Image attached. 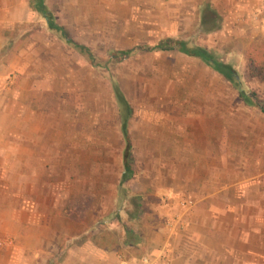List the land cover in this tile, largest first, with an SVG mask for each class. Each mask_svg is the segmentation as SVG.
I'll use <instances>...</instances> for the list:
<instances>
[{
	"label": "rangeland",
	"instance_id": "rangeland-1",
	"mask_svg": "<svg viewBox=\"0 0 264 264\" xmlns=\"http://www.w3.org/2000/svg\"><path fill=\"white\" fill-rule=\"evenodd\" d=\"M102 2L81 0L76 16L52 6L73 42L91 50L94 65L48 29V35L40 37L46 47L38 56L33 54L40 61L38 77L22 92L26 104L17 101L21 87L18 81L11 84L12 75L0 85V208L15 204L17 222L23 226L28 207L46 209L50 253L43 264H58L62 245L73 238L112 248L125 242L128 229L147 236L163 227L168 215L161 210L170 204L179 208L186 198L197 207L220 204L219 199L203 201L212 189L209 178L218 176L226 187L246 182L245 202L257 206L252 215L261 243L264 81L251 76L248 52L264 41L238 43L223 30L204 34L209 29L201 18L192 24L185 18L171 22L173 18L144 16V10L138 15L142 9L138 7L122 14L119 2L111 9ZM34 18L35 35L43 21L38 15ZM167 39L205 47L234 66L252 105L199 59L174 49L150 51ZM112 80L121 85L134 111L130 123L134 175L123 184L124 201L119 187L125 142ZM208 138L216 151L193 148L206 147ZM207 158H218L219 165H200ZM228 190L234 193L236 188ZM139 205L140 217L132 218ZM9 217L0 214V229L12 227ZM25 234L18 228L19 236ZM130 250L141 254L134 247Z\"/></svg>",
	"mask_w": 264,
	"mask_h": 264
},
{
	"label": "crops",
	"instance_id": "crops-1",
	"mask_svg": "<svg viewBox=\"0 0 264 264\" xmlns=\"http://www.w3.org/2000/svg\"><path fill=\"white\" fill-rule=\"evenodd\" d=\"M103 1L101 4L110 9L119 2L122 14L127 13L126 9L138 7L142 8L138 15L144 10V16L152 14V18H173L171 22H175L174 18H185L192 24L194 18H201L203 27L209 29L204 34L223 30L229 40L238 43L244 39H249L250 44L257 39L264 41V0ZM32 2L0 0V85L11 78V84L18 81L21 93L15 97L21 99L17 100L19 104H26L22 92L37 80L40 61L35 60L33 54L38 56L46 47L40 42V37L48 35L49 29L47 21L33 10ZM46 5L57 19L60 18L59 13L52 6L58 5L67 9L66 13L76 16L81 0H56L53 5L46 0ZM34 15L43 21L42 30L35 35ZM203 18L211 19L204 23ZM1 102L3 104L5 100ZM206 143V147L193 148L210 152L217 150L209 138ZM204 161L200 165L210 167L213 162L219 165L218 158ZM221 181L218 176L209 178L207 185L212 189L203 196V201L219 199L222 200L220 204L204 208L197 207L196 203L189 209L170 204L161 210H166L168 215L163 227L147 236L133 230L140 239L133 246L124 242L116 248H109L92 239L73 238L62 245L63 258L58 264H146L145 259H149L150 264H261V260L264 264V240L260 243L256 239V217L252 215L257 212V206L254 202H245L246 198L249 199L246 182L239 180L226 187ZM229 188L236 190L230 193ZM230 197L232 199H228ZM32 207L25 210L29 217L25 219L24 229L22 223L17 222L19 211L15 204L0 208L7 209L0 214L12 216L9 217L12 227L0 229V264H43L49 255L47 211L40 206ZM18 228L26 234L19 236ZM132 247L141 254L130 252Z\"/></svg>",
	"mask_w": 264,
	"mask_h": 264
},
{
	"label": "trees",
	"instance_id": "trees-1",
	"mask_svg": "<svg viewBox=\"0 0 264 264\" xmlns=\"http://www.w3.org/2000/svg\"><path fill=\"white\" fill-rule=\"evenodd\" d=\"M32 8L35 12L39 13L48 23V27L50 32L55 35L60 36L65 42L69 45L80 51L81 53L87 55L93 65L95 64V56L92 54L91 50L85 46L76 44L69 37L67 31L57 23V19L52 14V12L48 9L46 5V0H33ZM207 19L203 18L204 23H207ZM264 44L254 45L250 48L248 52V59L250 63V74L254 78H258L264 81ZM174 49L178 52L184 54L189 58H195L202 61L207 67L211 68L215 73L223 76L226 80H228L240 93L242 100L246 104H251L249 95L243 90L242 84L238 75L237 70L231 65L226 64L220 61L215 54L207 50L206 48L194 44L188 41H178L168 39L162 41L160 44L155 46V48H150V51H160V50H168ZM131 52H127L125 55H130ZM112 92L115 99V103L117 105V112L120 118L121 124V134L123 140L125 142V148L122 153V160L124 165V172L122 175V183L119 187L120 192V201H124L125 190L123 184L128 182L134 175V166H133V145L132 138L130 134V123L133 119L134 111L133 107L125 95L121 85L116 81L112 80ZM73 204V203H72ZM72 204L68 206L67 214L71 215ZM85 202H81V206H83ZM141 206H137L135 212L132 214V218L140 217L142 210ZM139 236L131 229L127 230V235L125 239V243L133 246L138 244ZM115 246L113 248H116Z\"/></svg>",
	"mask_w": 264,
	"mask_h": 264
},
{
	"label": "built area",
	"instance_id": "built-area-1",
	"mask_svg": "<svg viewBox=\"0 0 264 264\" xmlns=\"http://www.w3.org/2000/svg\"><path fill=\"white\" fill-rule=\"evenodd\" d=\"M195 205L194 201L190 198H186L184 200H182L180 202V206L183 208V209H189L191 207H193ZM145 263L146 264H150V260L149 259H145Z\"/></svg>",
	"mask_w": 264,
	"mask_h": 264
}]
</instances>
